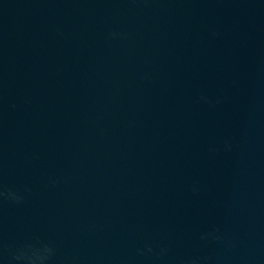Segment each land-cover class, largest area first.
<instances>
[{
	"label": "water",
	"instance_id": "obj_1",
	"mask_svg": "<svg viewBox=\"0 0 264 264\" xmlns=\"http://www.w3.org/2000/svg\"><path fill=\"white\" fill-rule=\"evenodd\" d=\"M0 184L50 264H264V0H0Z\"/></svg>",
	"mask_w": 264,
	"mask_h": 264
},
{
	"label": "clouds",
	"instance_id": "obj_2",
	"mask_svg": "<svg viewBox=\"0 0 264 264\" xmlns=\"http://www.w3.org/2000/svg\"><path fill=\"white\" fill-rule=\"evenodd\" d=\"M109 36L110 38H116L118 36L123 38L124 34L111 32L109 33ZM199 100L204 103H212L208 97L203 95L199 97ZM219 102L220 100L217 99L216 103ZM224 148L225 150H230L231 144L228 141H225ZM57 182V180H50V183L53 185ZM24 191H30V189L25 188ZM197 191H199V189L194 187L193 192ZM3 200L13 203H20L24 200V195L19 189H8L0 184V201ZM217 232V229H213L210 232H205L201 235V239L219 240L221 237L217 235ZM145 250L148 253H153V248L151 245H145L144 249H137V253L143 255ZM5 251L8 253V264H50L56 255L55 246L50 241H38L36 243L25 242L16 247L5 245L2 241H0V257H3ZM153 254L158 258H162L168 254V249L167 247L161 246L159 251ZM120 264H128V261L126 259H122ZM182 264H201V259L199 257H188L182 261Z\"/></svg>",
	"mask_w": 264,
	"mask_h": 264
}]
</instances>
